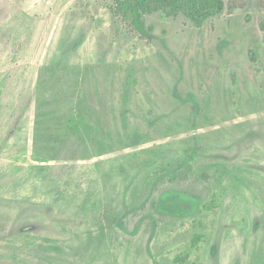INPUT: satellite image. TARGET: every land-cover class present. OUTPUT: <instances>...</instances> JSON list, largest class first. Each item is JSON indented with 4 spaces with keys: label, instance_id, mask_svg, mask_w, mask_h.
Returning a JSON list of instances; mask_svg holds the SVG:
<instances>
[{
    "label": "rangeland",
    "instance_id": "1",
    "mask_svg": "<svg viewBox=\"0 0 264 264\" xmlns=\"http://www.w3.org/2000/svg\"><path fill=\"white\" fill-rule=\"evenodd\" d=\"M244 1L145 14L147 37L115 0H0V264H264V7Z\"/></svg>",
    "mask_w": 264,
    "mask_h": 264
},
{
    "label": "trees",
    "instance_id": "2",
    "mask_svg": "<svg viewBox=\"0 0 264 264\" xmlns=\"http://www.w3.org/2000/svg\"><path fill=\"white\" fill-rule=\"evenodd\" d=\"M264 7V0H258ZM114 12L130 21L141 34L150 37V25L146 28L144 15L162 12L166 16L176 17L185 14L196 25L201 26L207 19L221 14L227 6L238 7L244 0H115Z\"/></svg>",
    "mask_w": 264,
    "mask_h": 264
}]
</instances>
